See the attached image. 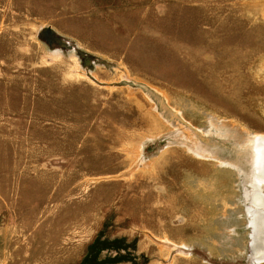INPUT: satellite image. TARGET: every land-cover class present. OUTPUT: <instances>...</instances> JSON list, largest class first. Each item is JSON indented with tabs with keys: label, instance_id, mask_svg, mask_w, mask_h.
<instances>
[{
	"label": "rangeland",
	"instance_id": "obj_1",
	"mask_svg": "<svg viewBox=\"0 0 264 264\" xmlns=\"http://www.w3.org/2000/svg\"><path fill=\"white\" fill-rule=\"evenodd\" d=\"M256 137L264 0H0V264H264Z\"/></svg>",
	"mask_w": 264,
	"mask_h": 264
},
{
	"label": "bare ground",
	"instance_id": "obj_2",
	"mask_svg": "<svg viewBox=\"0 0 264 264\" xmlns=\"http://www.w3.org/2000/svg\"><path fill=\"white\" fill-rule=\"evenodd\" d=\"M253 149V191L250 194L251 207L264 210V194L261 193V187L264 184V137L252 139ZM258 219L257 229L252 233V249L258 248L264 259V215L260 211H253L252 216Z\"/></svg>",
	"mask_w": 264,
	"mask_h": 264
},
{
	"label": "trees",
	"instance_id": "obj_3",
	"mask_svg": "<svg viewBox=\"0 0 264 264\" xmlns=\"http://www.w3.org/2000/svg\"><path fill=\"white\" fill-rule=\"evenodd\" d=\"M95 246H98V242L95 241L90 248V252L88 253V255L84 258L83 264H90L91 263V259L92 257H95V252H94V248ZM99 247V246H98ZM97 249V248H96Z\"/></svg>",
	"mask_w": 264,
	"mask_h": 264
},
{
	"label": "water",
	"instance_id": "obj_4",
	"mask_svg": "<svg viewBox=\"0 0 264 264\" xmlns=\"http://www.w3.org/2000/svg\"><path fill=\"white\" fill-rule=\"evenodd\" d=\"M249 226H250V224H249ZM249 249H250V251L252 250V248H251V247H250Z\"/></svg>",
	"mask_w": 264,
	"mask_h": 264
}]
</instances>
